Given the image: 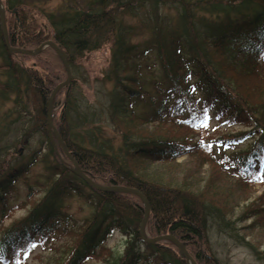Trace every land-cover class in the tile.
I'll list each match as a JSON object with an SVG mask.
<instances>
[{
    "label": "trees",
    "instance_id": "trees-1",
    "mask_svg": "<svg viewBox=\"0 0 264 264\" xmlns=\"http://www.w3.org/2000/svg\"><path fill=\"white\" fill-rule=\"evenodd\" d=\"M146 2L155 10L146 16L149 21L144 24L150 30V38L135 43L132 37L136 28L124 24L122 16L132 14L135 7ZM3 4L9 45L32 51L52 41L67 55L72 74L90 53L110 45V61L103 77L114 80L115 90L108 116L120 132L122 148L119 150L125 148L128 152L127 161L148 157V163L165 164L187 156L191 151L192 154L200 151L208 152L205 154L209 160L221 169L219 159L214 160L215 154L211 153L210 143V147L203 142L191 144L162 134L141 133L137 127L140 123L156 126L171 123L193 132L196 120L214 110L219 118L232 117L233 125L247 120L254 127V132L221 136L216 144L221 147L254 134L252 142H247L246 148L236 152L237 159L232 163L239 164L240 180H236L240 183L253 185L259 179L257 166L264 162V117L250 112L252 107L247 105L242 94L221 77L215 59L221 58L224 65L248 77L264 74V0H92L85 10L70 5L57 16L38 12L45 27L32 18L29 7L22 0H5ZM159 6H172L178 11L173 28H170L169 19L158 13ZM198 10L223 13L227 17L207 21L196 17ZM231 13L236 14L234 19L229 16ZM0 48L4 58L2 68L10 79L0 83V99L7 101L10 94H15V111L19 118L21 111L26 110L30 115L29 95L35 96V126L38 124L37 128L43 130L49 151L54 154L46 131V101L53 88L66 78L57 54L46 47L34 56L33 59L38 58L35 65L23 66L18 59L26 57L9 55L1 32ZM47 52L52 54L55 62L45 60ZM150 56L157 60L162 73V81L153 84L157 96L151 97L141 79L142 70L149 67ZM75 85L76 80L72 77L70 88ZM64 90L66 97L55 126L65 146L94 183L132 188L146 198L150 217L145 230L149 236L168 234L175 237L197 264H221L208 246V218L214 216L220 230L228 235L231 231L230 236L234 239L245 240V229H237L235 222L220 208L202 203L197 194L183 187L168 186L157 176L137 171L119 159L118 151L108 153L101 145L85 147L74 141L71 130L80 120L71 119L76 109L70 89H61L53 106ZM197 91L203 93L202 99L196 95ZM137 103L148 104L151 115H137L133 108ZM6 128L7 125L1 127L0 134ZM27 134V131L23 133L24 139L29 136ZM5 149L6 146L0 147V222L17 207H8V198L17 182L21 180L26 185L27 198L40 190L45 192L24 216L1 229L0 264H17L20 254L37 242L42 251L56 252L50 256L48 264H93L99 259L101 264H186L170 242L167 245L173 251L141 240L138 227L144 205L136 195L96 191L70 171L68 160L69 165L60 158L51 165L49 176L30 182L26 176L32 161L16 163L14 159H5ZM76 196L93 208L80 223L70 214L67 205L68 200ZM257 212L253 210V215L239 220L256 218L258 213L261 214V211ZM254 220L258 221V218ZM258 222L262 223L260 229L264 231V220ZM254 226H247L246 230L254 231ZM115 233L125 238L122 251L107 248ZM203 244L207 248L204 252L192 251V247Z\"/></svg>",
    "mask_w": 264,
    "mask_h": 264
},
{
    "label": "rangeland",
    "instance_id": "rangeland-1",
    "mask_svg": "<svg viewBox=\"0 0 264 264\" xmlns=\"http://www.w3.org/2000/svg\"><path fill=\"white\" fill-rule=\"evenodd\" d=\"M2 1L4 2L5 0ZM91 1L92 0H22L23 4L25 3L24 5L29 7L28 9L30 15L33 16L32 18L36 19L37 23L43 27L46 26L45 21L43 18H40L39 13L54 14V16H57L67 10L66 7L70 5L85 10L88 8ZM135 8L136 11L132 14H123L122 21L124 24L136 28L132 41L140 43L150 38V30L144 27V24L149 21L146 16H148V14L152 15V12H155V10H152L151 4L147 2L143 4V6ZM157 8L158 13L162 15L163 18L167 17L169 19L170 28H173L178 18V11L172 6H159ZM246 13L248 15L251 14L250 12ZM229 16L234 19L236 14L231 13ZM196 17L207 21H217L227 16L223 13L198 10L196 12ZM110 54L111 47L107 44L99 51L90 53L86 57V60L78 65L79 67L76 69V72L72 74V77L76 80V85L70 88L69 91H71L75 100L76 111L71 115V119H74L73 121L80 120L82 123H85L83 125L78 121L73 126L74 129L71 130L72 139L85 147H88L89 144L94 148L101 145V148L108 153L118 151L119 159L125 160L129 166H132L137 171H143L145 174L157 176L168 186L188 189L190 192L200 196L201 200H203L202 203L211 204L220 208L228 219L233 221V223L235 222L234 226L237 227V229L243 228L246 233L244 241L237 240L236 238L234 239L230 236L231 231L228 235V232L225 233L218 228L216 224V222H218L217 218L214 216L208 218V246L213 256L216 257L221 264H264V231L260 229L262 223L258 222L260 220L263 222L264 220V168L258 173L259 179L256 180L253 185H244L236 180L239 179L237 178L239 176H236V174H239L236 168L239 164L235 163L236 167L229 164L236 161V152L246 148L248 145L247 142H252L251 139L254 137V134L246 136L243 141L236 140L234 143H230V145L226 146L225 150H218L219 148L216 146V141L221 136H237L239 133L245 131L254 132L252 124L244 120V122H240V124L233 125L232 117L219 118L214 110L196 120L193 132L171 123L160 124L159 126H156L157 124L138 123L139 125H137V127L141 133H153L158 136L162 134L164 137L187 140L191 144L203 142L207 147H210L208 145V143H210L213 148V152L211 153L215 154H213L214 160L216 158L219 159L221 169L209 160V156L205 154L208 152L204 153L200 151H197L196 154H192L191 151L189 155L165 164H158L155 162L148 163L150 162V158L148 157H140L131 161L128 160V162L127 159L130 157L128 152L125 148L123 151L119 150L122 148L120 132L116 129L114 124H112L108 116L110 107L113 104V91L115 90V85L113 79L110 78L108 81L103 76L109 65ZM24 56L26 58L18 59L23 66H32L37 63L36 60L38 58H35V60L33 59L34 56ZM44 58L47 61L55 62L52 54L48 52L44 54ZM3 59L0 48V83L10 81L2 68V64L4 63ZM147 64L149 67L142 70L141 79L143 84L149 89L150 92L148 94L151 97L153 94L156 95L153 84L162 81V73L154 56L148 58ZM215 65L223 80L242 94L243 98L248 103L247 105L252 107L250 112L264 117V97H262L264 95V74H258L259 77H248L238 70H233L228 65H224L221 58H218V60L215 59ZM45 75L49 77L47 72H45ZM65 94L66 91H62L56 98L57 104L55 107L53 106L52 121L54 126L62 110V105L66 97ZM196 95L200 97V99L204 96L201 91H197ZM33 96V94H30L28 100L32 112L30 115H27L26 110L21 111L19 118L18 113L15 111V94H10L7 101L0 99V129L7 125V128L0 134V147L3 148L6 146L5 150L7 155L6 157L4 156L5 159H14L16 163L20 161H24L25 163L32 161L30 171L26 176V178L30 179V182L37 179L42 180L43 177L49 176V174H51V165L57 158L63 161L68 160L65 155L61 153L56 141V150H54V154L49 151L48 141L43 130L37 128L38 124L35 126L37 112L35 111L36 99L35 96ZM133 108L137 115H151L149 114L150 109L148 104L137 103ZM253 115L255 116V114ZM25 131H27V135H29L26 139L23 137ZM144 135L148 136V134H142V136ZM187 137L191 140H188ZM2 156L1 158H3ZM68 161L67 165H69ZM14 187V192L12 191L10 194L11 196L8 198V207L10 208L15 205H17V207H14L6 218L0 222V231L3 227L10 225L24 216L28 208L35 205L45 192V190H40V192L27 198V187L21 180L17 182ZM24 201H26V203L23 205ZM67 205L69 206L68 211L78 223L85 217H88L93 209L86 200L77 196L69 199ZM253 210H258V212L261 211V214L257 212L258 215H256L258 221L254 220L256 218H251L246 221L239 220L243 216L253 215ZM253 224L255 225L253 228L254 231L249 232L246 230L247 226L250 227ZM238 233L240 234V232ZM145 234L147 237L152 238L146 230ZM247 241H249V243H247ZM124 242L125 238H123L120 233H115L108 243L107 248H115L117 251H122ZM169 242L170 241L164 240L154 244L170 248V246L167 245ZM171 244L173 245V243ZM191 249L193 252L202 253L207 248L203 244L202 247L201 245H197ZM170 250L173 251L174 249L170 248ZM52 254H56V252L42 251L37 242L20 254V259L17 264H48V262L51 261L50 256ZM101 263L102 261L99 259L93 264ZM10 264H13V262Z\"/></svg>",
    "mask_w": 264,
    "mask_h": 264
},
{
    "label": "water",
    "instance_id": "water-1",
    "mask_svg": "<svg viewBox=\"0 0 264 264\" xmlns=\"http://www.w3.org/2000/svg\"><path fill=\"white\" fill-rule=\"evenodd\" d=\"M0 32L2 36V40L4 43V46L6 48V51L9 55L12 54H23L27 56H35L38 55L44 48L49 47L51 48L58 56L62 67L64 68L66 72V78L63 82L59 83L56 87L53 88L51 91L47 101H46V131L48 138L50 140V143L55 149V141L59 145L60 150L62 153L65 155V157L69 160L71 163V167L69 168L70 171L79 177L82 181H84L90 188L100 191V192H113V193H126V194H133L136 195L143 203L144 205V215L143 218L139 224L138 227V232L140 235L141 240L146 243V244H154L159 241H170L173 243V245L179 250V252L182 254L183 258L185 259L187 264H197L195 260L191 257V255L188 253L186 250V247L175 237L171 235H161L153 238H149L145 234V224L146 221L149 217V204L146 200V198L137 190L124 187V186H116V185H109V186H104V185H98L94 183L78 166L77 162L74 160V158L71 156L70 152L68 151L67 147L65 146L60 134L58 133L56 127L53 125L52 121V116H53V101L54 98L56 97L57 93L63 89L67 88L70 89V84L72 80V70L71 67L68 63V58L67 55L52 41H47L40 45L38 48L32 51L24 50V49H18L11 47L9 45V40H8V34H7V28H6V23H5V9H4V4L2 0H0Z\"/></svg>",
    "mask_w": 264,
    "mask_h": 264
}]
</instances>
